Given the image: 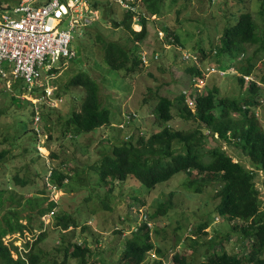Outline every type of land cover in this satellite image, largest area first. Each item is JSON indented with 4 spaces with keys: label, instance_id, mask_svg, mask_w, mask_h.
Segmentation results:
<instances>
[{
    "label": "rangeland",
    "instance_id": "obj_1",
    "mask_svg": "<svg viewBox=\"0 0 264 264\" xmlns=\"http://www.w3.org/2000/svg\"><path fill=\"white\" fill-rule=\"evenodd\" d=\"M19 1L0 0V12H12V8ZM44 1L37 0V3L42 4ZM160 1L161 14L156 18L149 13L150 18L147 21L149 33L140 43V51L147 54L148 62L146 66L133 72L134 74L113 70L103 61L102 42L94 40L95 34L106 36L107 40L122 42L128 31L123 27H115L114 24L124 18L123 5L107 4L102 0L98 11L88 15L90 25L85 27L84 20L80 19L79 25L73 31L71 48L76 51V57L66 62L65 59H60L49 74L42 69L41 79L50 80V84L53 85L49 96H39L41 88H23V81L14 79L8 67H5L7 73L5 78L0 74V109H7V113L0 117V152L5 151L0 162V189L6 191L5 199L8 205L12 204L8 198L11 193L23 197L24 209L21 210V215L24 217L23 223L27 222L28 226L23 232H15L4 238L5 243L12 242L18 247V250L13 249L14 256L19 251L28 250L25 244L33 242L37 234L44 232L46 237L39 245L44 255L41 264L51 262L55 257L61 258L62 254L61 256L57 254L56 249L63 238L65 245L82 244L86 239L92 249L91 258L99 257L97 261L102 259V264L115 263L124 249L126 238L123 235L134 229L145 212L150 216L154 215L151 240L168 258L179 252L201 259V254L205 255L206 248L210 249L202 244L209 242L214 248H225L230 253L241 254V249L245 246L241 244L242 237L240 238L239 233L234 230L232 221L215 213L221 201L218 193L220 186L217 182L202 185L203 192L197 195L188 185L187 173L176 174L151 191L145 190L146 188L142 190L136 182L135 185L139 189L135 193L139 195V199L134 203V200H122L125 194L132 192L129 190V184L122 185L112 181L109 185H103L100 178L97 166L99 159L103 154L110 152L113 144L122 142V137L125 139L129 134L137 137L143 132H147L143 135L148 136V133L158 131L167 125L173 129L186 130L197 127L195 120L180 117L176 107L172 110L174 115L172 120L165 124L155 122L151 114L157 103V95L174 98L179 92L193 91V85H189V79L185 76V68L188 63L195 60L189 58L188 54L197 56L193 52L203 47L207 52L212 49L207 55V61L215 59L214 50L225 28L236 23L240 14L247 11L252 13L258 27L264 29V16L259 15L264 0H235L237 2L234 7L233 0ZM137 2L139 8L147 10L140 0ZM85 7L88 10V5ZM69 21L70 18L64 21L63 29H70ZM133 21L135 22L134 16ZM132 26L136 31L142 29L137 23H132ZM174 34H177L180 43H173ZM255 47L248 45L246 54H252ZM152 55L153 58H150ZM227 61L230 59L224 58L222 62ZM255 61H257L255 74L245 75L246 82L243 85H240L234 74L219 79L208 73L205 67L206 79H198V86L201 87L202 93H206L207 88L217 87L219 99L225 96L241 97L246 94L250 82L262 70L258 66L262 65L264 55H260ZM79 71L88 72L97 81L101 102L111 103L109 109L111 113L113 112L112 123H115L113 125L120 128L124 124L121 132L113 125H104L91 132L75 135L73 129L68 127L66 120L74 110L80 109L86 94L83 86L66 84ZM258 85L262 87L256 95L258 104L250 109H253L264 129V86L260 82ZM188 100L192 102L191 97ZM29 101L35 102V105ZM42 106L44 109L41 112ZM119 108L124 110V114ZM33 110H36L35 116L37 114L40 116L38 121L40 133L35 130L34 115V119L31 117L34 128H29L27 123V114ZM37 110L40 112L37 113ZM128 110L135 113L129 124L125 122ZM116 112L121 113L120 118L122 115L123 122L119 123ZM15 114L18 115L16 118ZM209 141L208 146L221 145L235 161L255 171L248 156L233 142ZM53 170L63 175L61 186L59 183L55 184L51 178L47 181ZM257 172L255 181L264 200V174L262 171ZM17 173L23 179H27L28 183L25 185L16 183L11 175ZM194 176L200 178L195 172ZM28 198L33 203L34 200L40 201L41 205L39 207L27 205L28 200L25 202L24 199ZM126 198L129 196L126 195ZM51 201L56 202L54 212L51 213L49 210L40 215L39 208L47 207ZM160 203L167 207L166 215L159 211ZM107 204L115 210H107ZM64 214L71 215L81 226L86 225L89 228L83 230L79 226L64 229L62 224H58V218ZM119 215L124 220L117 223L126 229L122 233H119L118 229L121 226L115 222ZM205 219L208 220V226L200 233L201 236L197 237L196 228L205 222ZM193 238L198 240V245H191ZM155 257L159 256L153 251L147 260ZM68 264L78 263L75 259H69Z\"/></svg>",
    "mask_w": 264,
    "mask_h": 264
},
{
    "label": "trees",
    "instance_id": "obj_2",
    "mask_svg": "<svg viewBox=\"0 0 264 264\" xmlns=\"http://www.w3.org/2000/svg\"><path fill=\"white\" fill-rule=\"evenodd\" d=\"M102 1L107 4L111 3L106 0ZM126 1L131 6H136L134 0ZM236 2L233 0V7ZM141 3L148 11L146 9L144 11L139 6L136 11L134 8H124V18L114 23L115 27H123L128 31V35L124 40H121L122 42L107 40L106 36H101L99 33L94 36L95 41L102 42L103 61L113 70H123L126 74H130L137 72L136 70H140L148 62L143 61L140 43L147 38L149 33L147 29L149 13L157 18L161 14L162 4L160 0H141ZM92 5L94 8H99L100 0H92ZM134 15L139 17L138 23L142 25L140 31H136L132 26ZM259 15L264 16V4ZM170 33L167 34V37ZM94 40L92 44H94ZM174 42L180 43L177 34H174ZM250 44L256 47L252 54L247 55L246 49ZM215 46L216 44H214ZM215 48V59L207 61V55L212 52V49L207 52L202 47L195 52L202 57V66L188 63L185 68V76L189 79V85L194 87L192 93L179 92L174 98L157 95V103L151 113L155 122L165 124L172 120L174 116L172 110L173 107H176L180 117L185 120H195L197 127L186 130L173 129L167 125L158 131L148 133V136L143 135L147 132H143L137 137L134 134L126 135L125 139L122 137V142L114 144L110 153L102 155L97 166L103 185H109L112 181L122 183V185L129 184V190L132 192L125 194V198L122 200H134V203L139 199V195L135 193L139 189L135 185L136 182L142 187V190L146 188L145 190L151 191L158 184L172 179L176 174L187 173L189 174L188 185L196 195L203 192L204 186L202 185L207 182H217L220 186L218 193L221 196V201L215 213L232 221L233 228L239 233V237H242L241 244L245 247L241 249V254H236L228 252L225 248H214L213 244L209 242L202 244L210 249L207 250L204 246L206 251L205 255L201 254V259L179 252H175L168 258L162 249L151 240L154 224L151 226L149 222L154 223V215L150 216L146 212L136 223L134 229L123 235L126 242L118 261L107 264H246V261L247 264H264V200L261 198V190L255 181L257 171H262L264 174V129L253 109H250L258 104L256 95L262 88L258 82L264 86V61H262V65L258 66L262 70L257 73L255 80L250 82L246 94L241 97L229 98L225 96L219 99L217 87L207 88L206 93H202L201 87L198 86V79H206L203 68H208L211 65L229 64L236 65L240 73L237 75V81L240 85L245 84L246 81L241 75L255 74L257 67L255 59L264 55V29L258 27L251 12H244L240 14L236 23L229 24L225 28ZM242 56L243 58H241ZM150 58H153V55ZM224 58L230 59V61L223 63ZM212 75L219 79L222 78L217 74ZM66 84L83 86L86 90L80 109L74 110L66 120V124L73 129L75 135L112 124L113 112H110L109 106L111 103L103 104L101 102L99 84L88 72H77ZM41 95H44L42 89L39 96ZM188 95L192 99L191 105ZM31 104L35 105V102ZM43 109L42 106L41 112ZM120 111L124 114V110L120 109ZM35 112L36 110H33L27 114L29 128H34L32 120ZM6 113L7 109H0V117ZM121 113L116 112L120 121H122ZM17 116L15 114V118ZM117 131L121 132V129L118 128ZM33 132L35 133L34 130ZM209 140L233 142L248 156L255 171L248 169L243 163L235 161L233 156L221 145L208 146ZM4 155L5 151L0 152V162ZM194 172L200 178H196ZM11 177L18 184L28 183L27 179H23L18 173ZM51 179L61 186L63 175L53 170ZM5 193L4 189H0V264H41L44 255L41 253L39 245L46 237L44 232L37 234V238L33 242L25 244L29 250L24 256L18 254L17 257H14L13 249L18 250V247L12 242L5 243L4 238L7 235L28 229L27 222L23 223L24 217L21 215V210L24 209L23 197H17L11 193L8 198L12 204L8 205ZM126 195L129 198H126ZM24 200L25 202L28 200L27 205L35 207L41 205L38 200H34V203L30 198ZM55 206L56 202L54 201H51L47 207L41 206L39 208L40 215L46 211L54 210ZM158 209L162 215L167 214L168 209L164 203H160ZM107 210L114 211L115 209L107 204ZM122 220L124 218L119 215L115 222ZM58 224H62L64 229L81 226L76 218L65 214L58 218ZM118 226H121L118 227L119 233L126 230L123 225L118 224ZM207 226L208 220L205 219V222L196 228V236H201L200 233ZM81 227L83 230L89 228L86 225ZM117 232L116 230L115 233ZM244 241L246 242L244 243ZM59 243L56 250L57 254H62L61 258L55 257L51 262L45 264H68L69 259L77 260L78 264H102V259L97 261L99 257L93 258L92 256L91 258L92 249L86 239L82 244L65 245L64 238ZM198 244V240L193 238L191 245ZM153 251L159 257L148 261L149 254Z\"/></svg>",
    "mask_w": 264,
    "mask_h": 264
},
{
    "label": "built area",
    "instance_id": "obj_3",
    "mask_svg": "<svg viewBox=\"0 0 264 264\" xmlns=\"http://www.w3.org/2000/svg\"><path fill=\"white\" fill-rule=\"evenodd\" d=\"M91 0H20L12 12H0V74L6 77L5 67L11 69L14 79H21L28 89L41 88L49 96L52 92L50 80L41 79L42 69L49 72L60 59H70L74 55L70 43L73 31L84 19L83 11ZM127 9H136L125 0H112ZM70 29H63V23L69 19ZM89 23L84 19V23ZM143 54V53H142ZM147 54L143 61L147 62ZM198 62L197 56L188 54ZM209 73L226 75L236 72L231 66L228 70L209 66ZM36 123L40 120L37 114ZM38 129V127H36ZM152 226V222H149Z\"/></svg>",
    "mask_w": 264,
    "mask_h": 264
},
{
    "label": "clouds",
    "instance_id": "obj_4",
    "mask_svg": "<svg viewBox=\"0 0 264 264\" xmlns=\"http://www.w3.org/2000/svg\"><path fill=\"white\" fill-rule=\"evenodd\" d=\"M107 2H111V3H117V2H115V1H112V0H106ZM126 1V0H125ZM141 1V0H140ZM134 2L136 3V6H135V10L134 11H136V10H138L137 9V7H138V2H137V0H134ZM120 4V3H119ZM122 5V4H121ZM124 6H122V10H124ZM98 9L99 8H94L93 7V5H92V0L90 1V5H89V8H88V10L87 9H84V11H83V15H84V19H88L89 18V14H91L92 12H97L98 11ZM127 9V8H126ZM134 18H135V22L133 21V23H137V24H139V25H141L140 23H138V21H139V17L137 16V15H134ZM83 19V20H84ZM89 23H90V21H89ZM89 23H85L84 25H85V27L86 26H88V25H90ZM141 27H142V25H141ZM159 31H161V30H159ZM159 31H158V33H159ZM74 38V37H73ZM73 40V39H72ZM71 44H72V41H71V43H70V47H71ZM73 49V48H72ZM73 51L75 52L74 53V55H73V57L72 58H70V59H73V58H75L76 57V51L73 49ZM193 53H195V52H193ZM197 54V53H196ZM197 58H199V61L198 62H193L192 64H194V65H199V66H202V57L200 56V55H198L197 54ZM241 58H243V56L241 57ZM67 60H69V59H65V62L67 61ZM64 62V63H65ZM211 66H215V65H211ZM231 66H234L235 68H236V72H233V73H230V72H228L226 75H219V74H217V73H211V74H217V75H219V76H221L222 78L223 77H226V76H231L232 74H234L236 77H237V75H240V73L238 72V70H237V67H236V65H234V64H229V65H219V66H217V67H220V68H225V69H229ZM204 69V68H203ZM206 69H207V67H206ZM205 71V70H204ZM207 71H208V69H207ZM209 73V72H208ZM205 74H206V72H205ZM244 79H245V75H241ZM255 80V79H254ZM245 81H246V79H245ZM259 83V82H258ZM261 83V82H260ZM262 84V83H261ZM51 86H53L52 84H50ZM25 87V86H24ZM26 88V87H25ZM38 89V88H37ZM42 93L43 94H45V92H44V90L42 89ZM190 96H188V98H189ZM58 102V101H57ZM189 103H190V105H191V100H189ZM37 113H38V111H37ZM135 113L133 112V111H130V110H128L127 111V116H126V119H125V122L127 123V124H129L130 123V120L131 119H133L134 118V115ZM137 116V115H136ZM36 117V116H35ZM121 119H122V121H120L119 123H121V122H123V116L121 115ZM113 124H115V123H112L111 125H113ZM110 124H109V126H111ZM113 126H115L114 128H116V129H118L119 127L117 126V125H113ZM36 127H38V129L36 128ZM103 127V126H102ZM124 127V124L122 125V127H120V129L121 128H123ZM35 130L38 132V133H40V130H39V125H38V122L36 123L35 122ZM121 131H122V129H121ZM107 136V135H106ZM127 136H129V135H127ZM116 144V143H115ZM114 146V144L112 145V147ZM112 149V148H111ZM111 149H110V152H111ZM110 152H108V153H110ZM49 178H51V177H47V181L49 180ZM56 184V183H55ZM54 211L52 210L51 211V213H53ZM146 214V212L145 213H143V216ZM142 216V217H143ZM152 224H153V222H152ZM5 241V240H4ZM9 244V243H8ZM29 250V249H28ZM28 250H25V251H19V255H21V256H24L25 255V253L28 251ZM18 254L16 255V256H14V257H17L18 256Z\"/></svg>",
    "mask_w": 264,
    "mask_h": 264
}]
</instances>
